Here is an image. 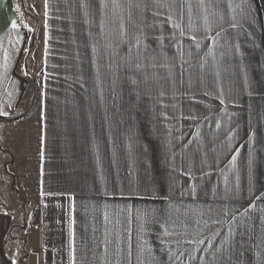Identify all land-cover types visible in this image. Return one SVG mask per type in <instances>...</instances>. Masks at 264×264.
I'll return each mask as SVG.
<instances>
[{
	"label": "crops",
	"instance_id": "0c3cea01",
	"mask_svg": "<svg viewBox=\"0 0 264 264\" xmlns=\"http://www.w3.org/2000/svg\"><path fill=\"white\" fill-rule=\"evenodd\" d=\"M138 3L0 0V264H150L182 237L190 261L264 264V0L153 2L208 4V21L230 22L244 50L229 59L246 60L208 92V169L188 175L185 188L161 185L134 198L130 145L118 143L100 116L108 105L44 92L38 108L23 114L32 34L25 20L45 22L46 37L58 30L111 36Z\"/></svg>",
	"mask_w": 264,
	"mask_h": 264
},
{
	"label": "rangeland",
	"instance_id": "374dc122",
	"mask_svg": "<svg viewBox=\"0 0 264 264\" xmlns=\"http://www.w3.org/2000/svg\"><path fill=\"white\" fill-rule=\"evenodd\" d=\"M152 1L139 0L127 24L116 22L120 27L112 29L116 34L111 36L71 34L94 30H58L57 36L46 37L42 33L52 30L44 28L45 22L25 20L34 39L22 68L28 79L23 114L38 108L44 92L65 94L66 103L82 99L81 104L110 106L100 116L109 118L118 143L130 145L131 182L138 199L144 193L156 194L161 185L166 190L177 184L185 188L188 175L208 169L203 166L208 92L219 90L216 82L226 80L231 67L246 62L243 56L239 62L229 59L244 50L235 45V32L226 27L230 22L208 21V4ZM27 12L20 8L24 19ZM38 25L39 36L34 35ZM93 94L102 101H86ZM9 177L7 171V181ZM188 241L184 237L179 245L170 241L165 259L150 264H200L187 259ZM149 247L155 252V244ZM140 254L134 252V258Z\"/></svg>",
	"mask_w": 264,
	"mask_h": 264
},
{
	"label": "trees",
	"instance_id": "16d2710c",
	"mask_svg": "<svg viewBox=\"0 0 264 264\" xmlns=\"http://www.w3.org/2000/svg\"><path fill=\"white\" fill-rule=\"evenodd\" d=\"M33 33L31 34V37H30V44H29V47H28V49L31 47V45L33 44ZM25 62V61H24ZM31 92L33 93V94H35V90H34V88H32V90H31ZM21 117V115H15V116H13L11 119H18V118H20Z\"/></svg>",
	"mask_w": 264,
	"mask_h": 264
},
{
	"label": "snow or ice",
	"instance_id": "6c2138e0",
	"mask_svg": "<svg viewBox=\"0 0 264 264\" xmlns=\"http://www.w3.org/2000/svg\"><path fill=\"white\" fill-rule=\"evenodd\" d=\"M13 27H15V22H13Z\"/></svg>",
	"mask_w": 264,
	"mask_h": 264
}]
</instances>
